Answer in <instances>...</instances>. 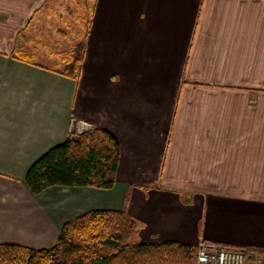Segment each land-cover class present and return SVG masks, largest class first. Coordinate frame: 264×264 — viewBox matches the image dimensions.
Here are the masks:
<instances>
[{"label":"crops","instance_id":"1","mask_svg":"<svg viewBox=\"0 0 264 264\" xmlns=\"http://www.w3.org/2000/svg\"><path fill=\"white\" fill-rule=\"evenodd\" d=\"M91 128L119 143L115 187L33 194ZM92 210L141 243L264 249V0H0V244L50 249Z\"/></svg>","mask_w":264,"mask_h":264},{"label":"trees","instance_id":"2","mask_svg":"<svg viewBox=\"0 0 264 264\" xmlns=\"http://www.w3.org/2000/svg\"><path fill=\"white\" fill-rule=\"evenodd\" d=\"M17 59L34 64L23 56ZM79 70L63 75L78 78ZM120 146L103 128L70 136L28 170L26 184L35 195L55 187L112 190L117 182ZM139 223L125 211L92 210L66 223L57 244L32 249L0 244V264H197V246L178 242L141 243ZM249 262L264 249H241Z\"/></svg>","mask_w":264,"mask_h":264},{"label":"built area","instance_id":"3","mask_svg":"<svg viewBox=\"0 0 264 264\" xmlns=\"http://www.w3.org/2000/svg\"><path fill=\"white\" fill-rule=\"evenodd\" d=\"M88 130L80 129L78 134ZM197 248V264H247L245 254L240 249L206 242L199 243Z\"/></svg>","mask_w":264,"mask_h":264},{"label":"rangeland","instance_id":"4","mask_svg":"<svg viewBox=\"0 0 264 264\" xmlns=\"http://www.w3.org/2000/svg\"><path fill=\"white\" fill-rule=\"evenodd\" d=\"M77 135V134H76ZM75 136V135H74Z\"/></svg>","mask_w":264,"mask_h":264}]
</instances>
